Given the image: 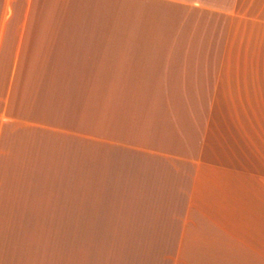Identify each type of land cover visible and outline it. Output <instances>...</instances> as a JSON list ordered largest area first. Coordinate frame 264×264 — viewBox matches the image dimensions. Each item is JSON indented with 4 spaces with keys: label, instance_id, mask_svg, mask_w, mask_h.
<instances>
[{
    "label": "crops",
    "instance_id": "crops-1",
    "mask_svg": "<svg viewBox=\"0 0 264 264\" xmlns=\"http://www.w3.org/2000/svg\"><path fill=\"white\" fill-rule=\"evenodd\" d=\"M76 1L0 0V182L11 179L15 171L22 170L30 153L33 161L38 155L46 161L42 149L28 146L36 145L34 140L42 133H47L48 138H51V133L65 139L63 142L70 138L120 147L123 162H111L104 167L114 171V182L106 187L102 183L107 181V175L101 174L96 185L104 186V190L101 186L90 187H98L103 194L100 197L113 205L110 212L114 208L117 210L115 204L132 205L122 207L123 215H102L100 228L95 224L94 229L86 231L85 243L83 239L82 244L68 246L75 248L77 264H264L262 234L234 227L203 225V218L194 211V204L198 203L196 184L198 179L201 180L195 164L189 168L187 158H172L169 150L125 146L121 136H109L105 129L91 130L92 118L103 124L100 114L95 116L91 111L99 98L93 97V92L122 93L144 89L151 93H166L185 90L179 85L173 88L164 69L159 70L161 75L149 69L147 75L151 78L145 87L138 83H125L124 76L128 73L123 67L116 66L117 62L122 66L121 59L125 58L120 54L114 56V47L111 52L97 55L94 61L98 68L93 69L107 75L102 79L105 85L101 86V80L100 85L93 87L65 84L78 80L75 73L82 70L84 61L72 60L69 66L68 58L60 59L58 53V58H55L56 53L51 50L57 32L53 33V27L56 23L59 25L60 15L63 23L71 25L76 22V19H67L69 4ZM93 1L99 5L91 10ZM105 1L123 7L120 16H114L115 27L107 28L116 31V42H113L118 43L116 45L125 41L126 28L163 29L158 36L148 39L149 43L171 42L167 38L178 37L176 34L181 31L177 29L180 28H188L189 35L195 30L198 38L202 28L206 34L205 42L212 45L210 58L214 65L211 118L217 123L220 114L230 118L233 109H243L244 116L232 119L237 124L235 129L244 130L240 125L252 124L251 109L264 108V0ZM82 4L90 11H84L85 26L101 28L103 22L106 26L109 24L102 0H82ZM99 33L91 35L90 39L99 45L97 47L105 48L107 39ZM189 35L185 36L188 42H192L195 35ZM179 37L183 38L184 33ZM115 50L118 51V47ZM186 54L188 58L204 59L202 53ZM170 56L144 52L139 53L138 59H166ZM107 58L111 60L112 71L107 69ZM86 66L92 67L91 61ZM72 68L75 72L71 74L68 69ZM132 68L137 69L135 62ZM139 75L137 70L131 76ZM151 100V106L160 103L163 107L171 105V98H166V95L162 99L154 97ZM63 167L56 164L48 169ZM6 216H0V226L7 221ZM22 225H26L25 220ZM7 227L9 230H1L0 233L20 232L8 224ZM38 233L44 237V234L54 232L38 228ZM48 240L43 243L42 239L38 244L36 262V259L27 262L23 257L18 264H40L42 259L48 260L50 250L59 252L55 239L50 243Z\"/></svg>",
    "mask_w": 264,
    "mask_h": 264
},
{
    "label": "rangeland",
    "instance_id": "rangeland-1",
    "mask_svg": "<svg viewBox=\"0 0 264 264\" xmlns=\"http://www.w3.org/2000/svg\"><path fill=\"white\" fill-rule=\"evenodd\" d=\"M102 4L105 8L103 12L107 14L108 22L110 21L107 26L106 22L101 24V28H91L88 24L85 26L84 11H90L87 6L83 7L82 0H78L69 4L67 13V19H76V22L71 25L63 23L60 15L59 25L56 23L53 27V33L57 32L51 50L56 53L55 58H58L57 53L60 59L68 58L69 66L72 60L84 61L82 70L75 73L79 76L75 81L78 84L73 81L64 83L89 87L106 79L107 75L94 70L98 68L94 61L97 55L111 52L114 47L113 55L120 54L125 58L121 59L122 66L120 62L116 63L118 68L123 67L125 73H128L124 76L125 83H138L145 87L151 78V75H147L149 69L158 71V75L162 73L159 70L164 69L171 86L178 88L179 85L185 91L151 93L143 89L122 93L93 92V97L99 98L91 111L95 116L100 114L103 124L92 118L91 130L97 132L105 129L109 136H121L125 146L169 150L172 158H187L189 168L195 164L201 178L196 184L198 203L194 204V211L203 218V225L249 230L253 231L251 233L262 234L264 238V108L251 109L252 124L240 125L244 130H236L237 124L232 120L233 117L244 116L243 109H233L230 118L220 114L215 123L211 118L214 77V65L210 58L212 45L205 42V31L200 27L201 37L197 38L195 30L189 35L188 28H180L177 29L181 31L176 34L178 37L167 38L171 42L149 43L147 40L158 36L163 29L126 28L125 41L116 45L118 43H113L116 42V31L107 28L115 27L114 16L119 15L123 7L108 4L105 0H102ZM98 5L93 1L91 10ZM55 21L58 22L57 17ZM96 32L107 39L105 48L97 47L99 45L90 39ZM182 33L183 38L179 37ZM185 35L195 36L191 38L192 42H188ZM116 47L118 51L115 50ZM144 52L171 56L166 59H138L139 53ZM186 53H202L204 59L195 56L188 58ZM133 56L136 57L135 60L131 59ZM90 61L92 67L86 66ZM107 62V69L112 71L109 58ZM133 62L137 69L132 68ZM137 70L140 75L131 76ZM68 71L71 74L75 72L73 68ZM103 83L105 81H102L101 86L105 85ZM163 95L171 98V105L163 107L160 103L151 106V98L158 100ZM228 119L231 121L228 122ZM50 135L51 138H48L47 133H42L34 140L36 145H28L42 149L46 161L42 159V155H38L33 161L30 153L27 165L22 170L15 171L11 179L0 182V216L8 215L7 221H3V226H0V231L9 230L7 224L20 231L0 233V264H18L23 257L27 262L35 259L36 262L39 256L38 244L42 239L43 243L46 239H49V243L51 239H55L60 251L50 250L48 260L42 259L40 264H77L79 261L75 248L68 246L82 244L83 239L85 243L86 231L94 229L95 224L100 228L102 215H123L122 207L132 205L115 204L117 210L114 208L110 212L109 208L113 205L100 197L103 194L98 187H90L101 186V190H104V186L96 185L100 182L101 174L107 175V181L102 183L106 187L114 182V171L104 167L111 162H123L120 147L92 141H73L70 138L63 142L65 139ZM33 162L36 164L33 165ZM48 163L64 167L48 169L51 167ZM68 165L66 171H62ZM41 167L44 168L39 170ZM20 172L24 175L16 177L21 175ZM24 220L26 225L21 226ZM200 222L202 223L201 220ZM38 228L51 229L54 233L44 234L43 237L42 234L39 235Z\"/></svg>",
    "mask_w": 264,
    "mask_h": 264
}]
</instances>
